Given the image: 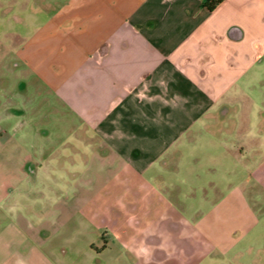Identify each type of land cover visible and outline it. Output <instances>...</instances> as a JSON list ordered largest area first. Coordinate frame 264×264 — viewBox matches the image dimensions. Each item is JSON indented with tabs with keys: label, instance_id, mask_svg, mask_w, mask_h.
Listing matches in <instances>:
<instances>
[{
	"label": "crops",
	"instance_id": "obj_1",
	"mask_svg": "<svg viewBox=\"0 0 264 264\" xmlns=\"http://www.w3.org/2000/svg\"><path fill=\"white\" fill-rule=\"evenodd\" d=\"M35 1L0 0V264L103 254L124 218L120 252L147 262L178 226L219 255L262 244L264 0H85L79 24L72 11L42 23ZM204 143L218 178L188 222L159 165ZM119 171L128 207L92 203Z\"/></svg>",
	"mask_w": 264,
	"mask_h": 264
},
{
	"label": "rangeland",
	"instance_id": "obj_2",
	"mask_svg": "<svg viewBox=\"0 0 264 264\" xmlns=\"http://www.w3.org/2000/svg\"><path fill=\"white\" fill-rule=\"evenodd\" d=\"M84 1L85 0H36L35 3L36 7L41 10L40 19L42 23H45L55 14L61 17V15H65L62 13L72 11V16L75 20L77 19L75 24H79L82 21L80 18L85 16L82 15L86 9V7H83ZM26 19L28 20V17H26ZM60 21L63 26H66L67 21L65 17ZM61 33V35L64 36L62 31ZM221 130L220 127H216L211 131L216 135H221L223 134ZM195 147H185L182 151L184 158L181 159V147L179 152H177V145H174L170 153L175 155V159L165 158L164 162H166V165L162 163L159 165L160 167L163 166L164 170H169L170 173L168 176H165L164 173V176L158 177L156 181L167 180V178H169L170 183L174 185V190L171 188L169 195L170 204L173 205V208L171 207V212L174 216H180L188 222L193 221L197 216L195 207H197L201 201L203 192L202 187L206 186L208 180H216L219 172V170L217 171V169L214 168L216 160L212 159L213 151L211 150L210 144L207 145L204 143ZM106 160L108 162V158H106ZM109 176L110 175L107 174V178L109 179H107L105 188L102 190L96 189L97 191L94 193V200L92 203L98 205L105 202L107 204H119L122 202L123 208L125 206L128 207L126 202L130 200L131 192L125 190L120 192V188L123 184H126L127 187L131 186V175H125L124 171H119L114 178L113 176ZM201 185L202 187H200ZM153 192L154 195H158L165 199L163 195V193H166L164 187L161 188L159 186V189L154 187ZM155 207L158 213L160 207L159 205H155ZM123 216L127 218L126 213H123ZM124 219L122 229L124 227L127 229L126 234L122 232L121 235H117L118 237L111 242V247L103 254L75 256V264H258L256 260L254 261L252 259L258 256V248L260 245L264 244V241L261 244L260 240L256 242V245L251 247L247 246V248H244L240 245L233 254L234 256L231 254L219 255L198 242L195 243V249L187 245L185 241L181 240V235L178 232H181L182 229L181 226H178V229L174 231L175 237L173 246L168 250L158 251L152 259H148L147 262L144 256L135 257L130 251L120 252L121 245L124 244V241H128L129 235L133 233L132 226L130 223L125 222ZM157 242L156 240L154 241L155 244ZM181 245L184 246V251L181 250Z\"/></svg>",
	"mask_w": 264,
	"mask_h": 264
},
{
	"label": "trees",
	"instance_id": "obj_3",
	"mask_svg": "<svg viewBox=\"0 0 264 264\" xmlns=\"http://www.w3.org/2000/svg\"><path fill=\"white\" fill-rule=\"evenodd\" d=\"M223 0H204L203 1V7H205L207 10L212 11L214 8H216L217 5H219Z\"/></svg>",
	"mask_w": 264,
	"mask_h": 264
}]
</instances>
